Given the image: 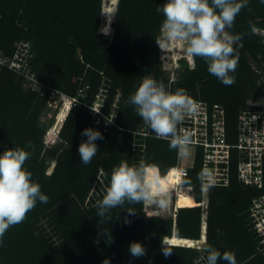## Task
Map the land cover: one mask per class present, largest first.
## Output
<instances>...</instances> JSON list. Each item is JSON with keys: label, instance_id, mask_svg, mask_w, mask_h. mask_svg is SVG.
<instances>
[{"label": "trees", "instance_id": "trees-1", "mask_svg": "<svg viewBox=\"0 0 264 264\" xmlns=\"http://www.w3.org/2000/svg\"><path fill=\"white\" fill-rule=\"evenodd\" d=\"M165 2L118 0L110 35L99 31L103 0H0V52L11 56L19 42H28L33 54L29 66L36 79L30 81L8 65H0V154L14 147L32 151L27 148L31 141L34 152L24 167L49 197L48 203L38 201L24 222L6 232L0 264H102L105 259L110 264H195L196 259L206 260L205 249L194 248L205 240L206 247L234 253L236 264H264V247L258 246L248 212L261 191L238 178L236 148L232 149L228 185L209 188L202 237L203 208L198 204L180 206L176 217L169 218L147 211L145 216L144 202L126 203L111 209L112 219L100 224L98 204L112 168L121 160L130 165L141 160L156 164L163 177L178 163V153L170 150L168 140L155 138L152 130L149 135L134 132L143 121L127 100L144 75L162 81L172 91L185 89L193 99L210 106L222 104L226 139L231 143L247 101L264 96V83H259L260 75L250 63L252 59L264 71V36L255 31L264 29V3L248 0L234 26L226 30L232 38L239 35L241 39L234 44L239 52L235 82L225 86L208 73L199 57L194 58V67L180 59L182 71L175 80L163 72L156 43L162 36L163 14L156 8ZM51 89L57 97L64 94L77 101L58 142L48 146L44 136L52 121L49 115L55 111L48 104ZM99 93L104 96L103 120L115 107V124H109L107 131L98 130L103 135L96 141L99 151L84 165L78 147L87 138L81 133L95 118L88 106ZM199 147L185 184L194 187L197 202H202L203 149ZM52 163L54 168L48 173ZM128 210L135 213L130 215ZM104 229L111 237H106ZM166 236L172 251L167 257L162 247ZM134 241L146 247L145 256L131 257L128 249Z\"/></svg>", "mask_w": 264, "mask_h": 264}, {"label": "clouds", "instance_id": "clouds-1", "mask_svg": "<svg viewBox=\"0 0 264 264\" xmlns=\"http://www.w3.org/2000/svg\"><path fill=\"white\" fill-rule=\"evenodd\" d=\"M260 2L264 3V0ZM247 5L248 0H166L162 6L156 8L157 13L163 14L160 28L162 36L156 39V43L161 50L168 47L169 43L181 44L185 54L193 58V61H190L186 56L190 61V67L195 66L194 58L199 57L207 64V71L210 75L216 77L223 85L231 86L235 82L233 74L239 62V52L234 44L241 37L237 35L232 38L226 30L234 26L236 16ZM180 59L178 58L177 62L181 66ZM175 70L178 69L174 67L173 71ZM103 97L101 108L104 105ZM58 100V106L54 109L52 121L44 136L46 145L50 127L56 123L57 116L64 110L67 113L57 130L56 142H58L60 129L74 103L67 104L68 99L65 95L59 96ZM99 101L100 99H95L91 106ZM127 103L134 106L136 114L155 133V138L168 140L170 150H176L179 157L189 154V146L192 144L191 133L179 126L186 116L198 114L199 103L185 89L177 88L172 91L162 81H157L151 75H144L135 92L128 97ZM88 107L90 108V105ZM81 135L86 136L87 139L81 141L78 152L80 162L87 165L92 162L99 151L96 141L103 139V135L92 128H85ZM27 148L32 151L14 147L6 148L0 154V245L3 244V238L10 227L24 222L28 212L35 208L38 201L45 204L49 201V197L41 191L39 183L33 181L31 171L24 167L25 162L34 152V145L31 141L28 142ZM205 175L201 174L202 180ZM185 179L180 180V186H190L185 184ZM170 189L171 185L167 177L161 175L158 165L147 163L144 160L130 165L126 160H121L119 165L112 168L109 184L98 204L97 216L100 224L105 218L108 221L112 219L108 215L111 209L123 207L126 203L144 202L145 216V201L151 202L156 207H166L171 196ZM191 192L195 197L194 187ZM206 196L208 203L209 195ZM203 210H206L208 215V205ZM128 213L131 215L135 212L128 210ZM202 230L201 226V237ZM104 234L106 237H111L110 232L105 229ZM167 237L162 243L165 257L172 252L167 246L170 245L167 244ZM203 243L206 244V240ZM205 247L206 245L202 244L194 248L205 249L207 264H219L221 260L227 264H236L234 253L229 251L221 253L211 245ZM128 250L133 258H141L146 255L147 251L139 241L131 242ZM102 264H110V261L105 259Z\"/></svg>", "mask_w": 264, "mask_h": 264}, {"label": "built area", "instance_id": "built-area-1", "mask_svg": "<svg viewBox=\"0 0 264 264\" xmlns=\"http://www.w3.org/2000/svg\"><path fill=\"white\" fill-rule=\"evenodd\" d=\"M32 57L33 54L30 51L29 43L21 41L18 43L16 51L11 56L0 52V65H8L9 68L17 73L23 74L30 81H35V73L31 71L29 66V60ZM255 65L257 64L255 63ZM255 65H252L253 68L262 76L261 72L263 69ZM261 76L259 83H264V81L261 80ZM43 92H45V90H43ZM82 92L83 89H80L79 93L81 94ZM63 95L64 94H60L59 96ZM57 96V91L51 89L48 96V104L53 109H55L59 103V97ZM65 96L69 104L77 101L75 97ZM96 97L100 99V101L93 106L90 105L95 118L89 124V128L107 131L109 124H115V107L113 112L106 117V120H103L101 108V99L103 95L99 93L96 94ZM196 101L199 103L198 114L196 116H186L179 128L191 133V145L201 146L203 148L202 173L206 174L202 181L203 195H205L204 192L208 194L211 185H228L230 179L229 163L231 162L232 149L236 148L238 152V178L245 185L261 191L259 195L253 197L248 212L251 230L259 239L258 246L264 247V96H257L254 99H249L246 107L240 111L238 115L237 140L234 143L226 139L227 122L224 106L219 103H214L210 106L207 101L200 99ZM56 102L58 103L56 104ZM49 117L51 118L52 114L49 115ZM109 121H111V123H109ZM134 132L142 135H149L151 129L143 123L140 128ZM57 134L56 131L55 136H57ZM55 142L56 139L53 143ZM177 161L176 168L180 174V180H184L189 175L190 168L194 166L195 158L191 165L183 163L179 156ZM222 164L225 165L223 166ZM178 187L181 190L183 188H190L193 190V186L191 185L184 187L180 186L179 181L177 182V188ZM174 208L172 216L175 218L178 207L175 206ZM204 222L207 227V212L202 215V227ZM198 263L207 264L204 258L196 259L195 264Z\"/></svg>", "mask_w": 264, "mask_h": 264}, {"label": "rangeland", "instance_id": "rangeland-1", "mask_svg": "<svg viewBox=\"0 0 264 264\" xmlns=\"http://www.w3.org/2000/svg\"><path fill=\"white\" fill-rule=\"evenodd\" d=\"M105 5H108L109 7H111L112 6V0H103V4H102V20H101V24H100V27H99V31H101V32H104L105 33V31H107V34H112L113 33V28H112V22L114 21V17H115V12H116V9H117V4H116V6H115V11H114V13H113V20H112V22L111 23H107L106 24V26H105V17H104V7H105ZM111 5V6H110ZM257 33H260L261 35H263L264 36V29H260V28H257L256 30H255ZM229 36H231V35H229ZM232 37V36H231ZM176 44L177 43H169V46H168V48L166 47V48H164L163 50H161L160 49V58H161V62L163 63V72L166 74V76H169V79L170 80H173V79H175V78H178V76H179V73L178 72H181L182 71V67L179 65V63L177 62V58H175V52L177 53V56H178V58L180 59V58H182L183 57V55L186 57L187 55L185 54V52H184V49L183 50H179L177 47V49H175L174 47L176 46ZM174 45V46H173ZM169 48H172L171 50H169ZM188 57V56H187ZM185 58L186 60L188 59V58ZM188 62H190L189 61V59L187 60ZM250 63L253 65H255V63H254V61L253 60H250ZM190 64V63H189ZM192 66V65H191ZM255 66H257V65H255ZM174 67H176L178 70H175V71H173L174 70ZM264 67V66H263ZM264 71H262L261 73H262V76H261V80L262 81H264V73H263ZM59 102V101H58ZM58 102H56V104L58 103ZM52 104V103H51ZM67 104H68V102H67ZM70 105H68V107H69ZM66 113H67V111L66 112H64V110H62V112H61V114H59L58 116H57V119H56V123L53 125L52 124V128H50L49 129V132H48V134H47V137H46V139H47V141H48V146H52L53 145V141L56 139L55 137V135H56V131L58 130V128L61 126V124H62V121L64 120V118H65V115H66ZM52 114H53V112H52ZM62 117V118H61ZM61 120V121H60ZM238 124V123H237ZM232 137H233V140H232V143H234V142H236V140H237V134L236 133H233V135H232ZM199 148H201V147H199ZM197 149H198V146H193V145H190L189 146V154L187 155V156H185V157H181V159H182V162L183 163H186L187 165L188 164H192V162H193V160H194V158H195V154H196V151H197ZM201 149H203V148H201ZM54 163H52L51 164V166H50V168L48 169V173H51L52 172V170H53V168H54ZM187 182V181H186ZM191 193H193V192H191ZM205 193V195H204V201H206V199H207V192H204ZM172 199H173V196H172ZM206 206H207V203H206ZM175 207V206H174ZM171 208V210H169V213L167 212H164V213H159V214H157V215H161V216H168V217H171L172 215H173V213L172 212H174V209L175 208ZM204 208V207H203ZM152 209H157L156 208V206L155 205H153L152 206ZM151 209V210H152ZM152 213V212H151ZM203 213H206V210L204 211H202V214ZM156 214V213H155Z\"/></svg>", "mask_w": 264, "mask_h": 264}, {"label": "bare ground", "instance_id": "bare-ground-1", "mask_svg": "<svg viewBox=\"0 0 264 264\" xmlns=\"http://www.w3.org/2000/svg\"><path fill=\"white\" fill-rule=\"evenodd\" d=\"M117 3H118V0H112V6L110 5L111 7H109L108 5H105V7H104L105 26H106L107 23H111L112 22L113 13L115 11V6H116ZM176 47L179 50L180 49L183 50V46L181 44H179V43H177L174 48L177 49ZM171 49L172 48H169V50H171ZM175 58L178 59V56H177L176 52H175ZM188 58L190 59V61H193V58H190V57H188ZM164 177H167V179H168V181H169V183L171 185V189H170L171 196H170V199L168 200L167 206L163 207V208L156 207L157 209H152L153 204L151 202L145 201V210L147 212H152L154 214L155 213L156 214H159V213L161 214V213H164V212H166V213L168 212L169 213V210H171V208H173L174 206L180 207V206H185V205H197V204L200 205V206L205 207V209L207 208V206H206L207 202L206 201H204L202 203L197 202V200L195 199V197L191 193V189L190 188H183L182 190L179 187L177 188V182L178 181L180 182V174H179V172H178L176 167H172L171 170L169 172H167V174H165ZM172 196H173V199H172Z\"/></svg>", "mask_w": 264, "mask_h": 264}, {"label": "crops", "instance_id": "crops-1", "mask_svg": "<svg viewBox=\"0 0 264 264\" xmlns=\"http://www.w3.org/2000/svg\"><path fill=\"white\" fill-rule=\"evenodd\" d=\"M204 199V198H203ZM182 239H186V238H182ZM194 240V239H193ZM203 245H204V243H202ZM202 244H201V246H202Z\"/></svg>", "mask_w": 264, "mask_h": 264}, {"label": "water", "instance_id": "water-1", "mask_svg": "<svg viewBox=\"0 0 264 264\" xmlns=\"http://www.w3.org/2000/svg\"><path fill=\"white\" fill-rule=\"evenodd\" d=\"M204 245H206V244L204 243Z\"/></svg>", "mask_w": 264, "mask_h": 264}]
</instances>
